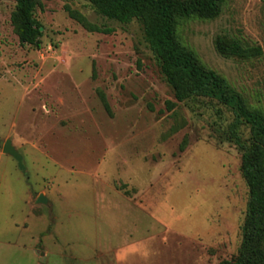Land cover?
Masks as SVG:
<instances>
[{
    "label": "rangeland",
    "instance_id": "374dc122",
    "mask_svg": "<svg viewBox=\"0 0 264 264\" xmlns=\"http://www.w3.org/2000/svg\"><path fill=\"white\" fill-rule=\"evenodd\" d=\"M67 9L111 33L87 32ZM14 10L0 0V264L235 259L249 195L241 153L223 135L231 113L209 99L177 102L137 22L40 0L35 48L19 43ZM177 34L264 113V0H225L214 19L180 20ZM217 38L262 53L223 57ZM6 140L25 173L2 152Z\"/></svg>",
    "mask_w": 264,
    "mask_h": 264
},
{
    "label": "trees",
    "instance_id": "16d2710c",
    "mask_svg": "<svg viewBox=\"0 0 264 264\" xmlns=\"http://www.w3.org/2000/svg\"><path fill=\"white\" fill-rule=\"evenodd\" d=\"M15 10L11 23L21 45L39 47L41 26L35 19L40 0H12ZM53 1V0H46ZM101 17L122 25L140 24L144 41L159 62L160 72L179 103L209 99L226 108L232 121L223 135L241 153V174L249 200L243 220L242 241L238 256L220 264H264V113L247 106L242 96L215 72L206 69L196 55L180 42V20L216 18L225 0H81ZM68 16L90 33H111L110 29L90 23L77 11ZM215 49L223 57L260 56V48H244L237 41L215 40ZM103 104H107L102 97ZM173 104L167 103L168 109ZM246 127L247 139L241 134ZM181 150L184 145H181Z\"/></svg>",
    "mask_w": 264,
    "mask_h": 264
},
{
    "label": "water",
    "instance_id": "95a60500",
    "mask_svg": "<svg viewBox=\"0 0 264 264\" xmlns=\"http://www.w3.org/2000/svg\"><path fill=\"white\" fill-rule=\"evenodd\" d=\"M2 152L6 155L11 156L17 163L18 169L25 173V167L22 162V156L13 148L11 142L9 140H6L2 147ZM38 203H45L46 200L43 196H39L37 198Z\"/></svg>",
    "mask_w": 264,
    "mask_h": 264
}]
</instances>
